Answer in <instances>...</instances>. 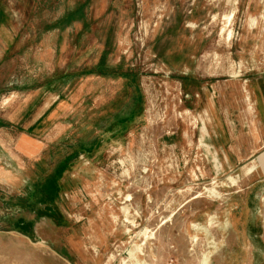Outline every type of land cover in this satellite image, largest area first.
I'll return each mask as SVG.
<instances>
[{"label":"rangeland","instance_id":"rangeland-1","mask_svg":"<svg viewBox=\"0 0 264 264\" xmlns=\"http://www.w3.org/2000/svg\"><path fill=\"white\" fill-rule=\"evenodd\" d=\"M261 71L264 0H0V264H264Z\"/></svg>","mask_w":264,"mask_h":264},{"label":"crops","instance_id":"crops-1","mask_svg":"<svg viewBox=\"0 0 264 264\" xmlns=\"http://www.w3.org/2000/svg\"><path fill=\"white\" fill-rule=\"evenodd\" d=\"M244 85L248 94L246 100L252 101L250 104L256 113L248 131H243L232 144L234 140L232 127L221 119L220 124H215L216 127L210 126V138L213 147L218 148V152L224 157L222 166H225V171L233 172L239 166L238 177L233 179L264 181V71L259 72L251 80H245ZM209 111L212 114L214 112L211 104ZM229 148H234V151L225 155ZM235 165L236 168L231 167Z\"/></svg>","mask_w":264,"mask_h":264},{"label":"bare ground","instance_id":"bare-ground-1","mask_svg":"<svg viewBox=\"0 0 264 264\" xmlns=\"http://www.w3.org/2000/svg\"><path fill=\"white\" fill-rule=\"evenodd\" d=\"M231 17H234V14H233V13L229 16V19H230ZM229 19H228V20H229Z\"/></svg>","mask_w":264,"mask_h":264}]
</instances>
